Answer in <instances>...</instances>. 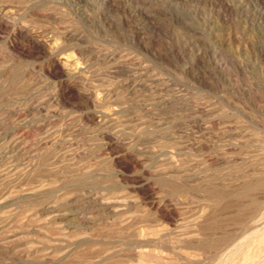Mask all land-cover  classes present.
I'll return each mask as SVG.
<instances>
[{
  "label": "rangeland",
  "instance_id": "obj_1",
  "mask_svg": "<svg viewBox=\"0 0 264 264\" xmlns=\"http://www.w3.org/2000/svg\"><path fill=\"white\" fill-rule=\"evenodd\" d=\"M0 264H264V0H0Z\"/></svg>",
  "mask_w": 264,
  "mask_h": 264
}]
</instances>
